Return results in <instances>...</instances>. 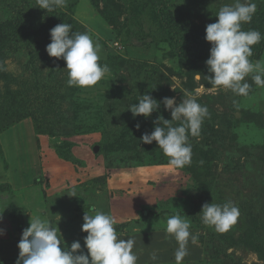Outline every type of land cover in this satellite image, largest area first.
I'll return each mask as SVG.
<instances>
[{
	"label": "rangeland",
	"instance_id": "rangeland-1",
	"mask_svg": "<svg viewBox=\"0 0 264 264\" xmlns=\"http://www.w3.org/2000/svg\"><path fill=\"white\" fill-rule=\"evenodd\" d=\"M235 2L169 0V7L177 20L187 19L206 36L219 9ZM253 2L255 20L264 0ZM24 3L29 10L39 7L37 0H0V24H15L16 8ZM71 15L72 30L99 42L100 62L110 69L94 86H68L66 62L46 52L50 31L34 43L0 44V115L23 104L32 117L0 134V181L7 185L0 194V264H16L31 216L57 226L69 248L79 241L86 254L81 229L92 209L116 218L120 238L135 239L137 264H176L178 244L166 232L173 215L187 219L198 236L182 264H264V88L250 76L247 96L213 88L209 72L169 56L165 43L148 42L156 26L148 10L135 12L131 0H77ZM256 61L264 67V50ZM196 89L209 117L199 136L189 135L191 164L175 169L156 142L139 141L159 116L171 120L164 98L179 104ZM145 94L160 108L149 118H134L128 107ZM43 100L47 114L37 112ZM227 201L240 210L228 231L202 222L205 203Z\"/></svg>",
	"mask_w": 264,
	"mask_h": 264
},
{
	"label": "clouds",
	"instance_id": "clouds-1",
	"mask_svg": "<svg viewBox=\"0 0 264 264\" xmlns=\"http://www.w3.org/2000/svg\"><path fill=\"white\" fill-rule=\"evenodd\" d=\"M37 4L42 10L52 11L65 6L66 0H37ZM256 11L253 0H236L233 5L222 6L216 15L217 22L206 26L205 39L211 44L206 61L211 75L206 78L213 88L229 89L236 95L247 96L252 87L246 79L249 76L256 86L264 88V67L259 61L254 63L250 59L252 47L264 37L258 30L245 31L242 28V25L252 22ZM50 37L46 52L50 57L66 62L68 86H94L110 71L107 64L100 62L99 42L87 32H74L72 25L64 22L50 30ZM199 94L200 90L196 89L195 94L189 93L188 98H183L179 104L175 98H164L162 103L165 110H170L171 120L159 116L154 121L151 134L145 133L140 138L139 143L156 142L169 158L168 164L172 168L183 169L191 164L189 135L199 136L204 120L209 117L208 107L196 99ZM159 108L160 102L145 94L137 103L129 105L128 110L134 118H149ZM173 122L179 123L174 126ZM92 212L95 214L85 212L81 229L87 233L84 239L86 254L79 241H74L69 248L57 226L53 227L50 221L39 216H31L29 227L23 230L17 245L19 257L16 264H137L139 257L133 251L135 239L119 237L115 227L117 220L111 214L96 212L95 209ZM199 215L205 225L213 226L218 232H226L237 222L240 210L231 201L223 204L213 202L205 203ZM166 232L177 241L175 262L182 264L189 254V242L197 243L198 236L191 233L190 223L180 215L167 219ZM151 259L156 261L157 256L152 254Z\"/></svg>",
	"mask_w": 264,
	"mask_h": 264
},
{
	"label": "trees",
	"instance_id": "trees-1",
	"mask_svg": "<svg viewBox=\"0 0 264 264\" xmlns=\"http://www.w3.org/2000/svg\"><path fill=\"white\" fill-rule=\"evenodd\" d=\"M76 2L77 0H66L65 6L56 7L52 11H45L38 7H36V10H29L31 5L27 3L18 5L16 8V11H19L18 14L20 15L18 21L15 24L10 22L0 24V44L6 43L8 40L14 42L16 44L14 45L15 47L23 43H34L39 37H46L49 31L58 24L65 22L72 25L74 21L71 13ZM131 2L135 12L143 13V11L148 10L150 21L156 26V30L148 33V42L150 44L165 43L169 46V56L179 58L188 66L198 67L209 72L206 61L210 56L211 44L206 41L205 35L201 33L196 25L187 19L177 20L172 15L169 0H131ZM60 10H64L66 13L61 16L59 14ZM106 19L108 20L109 17ZM75 27L77 26L72 25V29ZM242 28L245 31L250 29L258 30L262 34V37H264V12H261L250 24L242 25ZM263 50L264 38L261 39L260 43L252 47L253 56L250 59L252 61L258 59ZM29 98L30 96L26 94L25 99L21 100L22 103ZM38 108L37 112L40 114L42 112L49 113V107L45 100L38 105ZM27 109L22 104V107L11 110L10 113L0 115V134L25 118L30 117ZM31 120L34 132L37 135H42L43 129L38 127L35 119ZM6 186L0 185V192Z\"/></svg>",
	"mask_w": 264,
	"mask_h": 264
},
{
	"label": "crops",
	"instance_id": "crops-1",
	"mask_svg": "<svg viewBox=\"0 0 264 264\" xmlns=\"http://www.w3.org/2000/svg\"><path fill=\"white\" fill-rule=\"evenodd\" d=\"M6 182H8L7 180H5ZM3 184H6V183H3V181H0V185H3ZM2 193H4V191H2V192H0V194H2ZM0 233H2L3 234V230L2 229H0ZM1 234V235H2ZM4 244V243H3ZM0 245H2V244H0ZM2 248H0V253H1V250Z\"/></svg>",
	"mask_w": 264,
	"mask_h": 264
}]
</instances>
